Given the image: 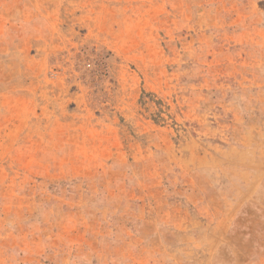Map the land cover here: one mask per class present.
<instances>
[{"label":"rangeland","instance_id":"rangeland-1","mask_svg":"<svg viewBox=\"0 0 264 264\" xmlns=\"http://www.w3.org/2000/svg\"><path fill=\"white\" fill-rule=\"evenodd\" d=\"M0 264H264V0H0Z\"/></svg>","mask_w":264,"mask_h":264}]
</instances>
